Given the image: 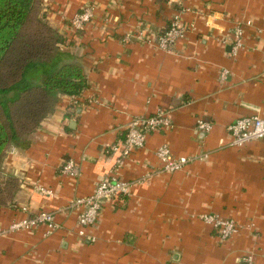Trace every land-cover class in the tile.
<instances>
[{
  "label": "crops",
  "instance_id": "crops-1",
  "mask_svg": "<svg viewBox=\"0 0 264 264\" xmlns=\"http://www.w3.org/2000/svg\"><path fill=\"white\" fill-rule=\"evenodd\" d=\"M41 2L65 39L59 49L79 59L89 87L78 97L59 95L30 145L5 159L4 171L22 185L14 207L0 209V229L43 211L54 212L63 228L48 236L46 226L1 235L0 264H264V140L235 147L227 132L239 118L264 117V0ZM90 5L95 17L76 36L68 22ZM177 12L195 28L174 53L123 43L124 33L141 24L163 32ZM247 21L244 47L234 54L231 33ZM160 109L174 128L150 135L123 161L116 173L133 183L131 194L104 205L98 224L86 229L93 241L80 238L77 212L61 210L92 195L115 169L106 151L131 120ZM200 119L213 124L211 132L197 129ZM162 144L175 157H208L165 173L156 155ZM70 159L79 177L61 173ZM39 185L53 195L41 194ZM204 214L242 230L222 241Z\"/></svg>",
  "mask_w": 264,
  "mask_h": 264
},
{
  "label": "trees",
  "instance_id": "trees-1",
  "mask_svg": "<svg viewBox=\"0 0 264 264\" xmlns=\"http://www.w3.org/2000/svg\"><path fill=\"white\" fill-rule=\"evenodd\" d=\"M42 8L41 0H0V209L14 207L22 185L3 169L9 153L30 145L59 95L78 97L89 87L79 59L59 49L65 39Z\"/></svg>",
  "mask_w": 264,
  "mask_h": 264
},
{
  "label": "built area",
  "instance_id": "built-area-1",
  "mask_svg": "<svg viewBox=\"0 0 264 264\" xmlns=\"http://www.w3.org/2000/svg\"><path fill=\"white\" fill-rule=\"evenodd\" d=\"M95 17V6L85 7L68 22L69 28L77 35L85 31L87 26ZM252 22H238L230 36L233 53L236 54L244 47L243 38L245 27L251 26ZM195 25L192 22H186L182 13L177 12L171 19L170 26L161 33H155L149 25H143L134 32H126L123 36V43H140L149 45L165 53H174L177 44L187 35L194 31ZM229 77V71H223L221 80L226 81ZM174 128V123L168 116V113L160 109L150 116H135L128 125L124 139L111 145L106 153L115 158V169L110 171L97 185L95 192L86 197H78L71 200L61 211L74 213L77 212V234L80 238L93 241L86 229L98 224L104 205L107 202L114 201L119 197L129 196L133 183L117 175V169L122 165L135 151L145 148L147 139L150 135L164 130ZM197 129L209 133L213 129L211 122L203 119L198 120ZM227 132L232 141L231 145L235 147H244L248 143L264 140V117L252 115L242 117L227 127ZM11 152H16V148ZM158 159L162 163V172L175 173L183 170L187 165L197 159H204L208 154H202L198 157H175L168 144H162L156 151ZM61 173L71 177H79L80 169L73 160H67L61 167ZM38 191L46 196H52L53 191L42 186H37ZM27 211V208H23ZM201 220L209 225L222 241L230 239L242 230V226L234 220L224 219L217 214H204L200 216ZM41 226L47 227V236L63 227L56 222L54 212H39L33 217H26L16 220L8 228L0 229V236L19 232L24 230H34ZM248 228V227H247Z\"/></svg>",
  "mask_w": 264,
  "mask_h": 264
}]
</instances>
